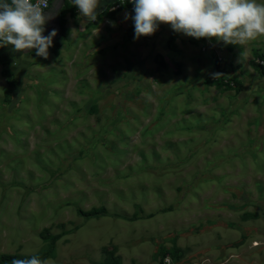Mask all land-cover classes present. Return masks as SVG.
Segmentation results:
<instances>
[{
    "label": "rangeland",
    "instance_id": "374dc122",
    "mask_svg": "<svg viewBox=\"0 0 264 264\" xmlns=\"http://www.w3.org/2000/svg\"><path fill=\"white\" fill-rule=\"evenodd\" d=\"M78 18L0 47V264H264V37Z\"/></svg>",
    "mask_w": 264,
    "mask_h": 264
},
{
    "label": "clouds",
    "instance_id": "9594fccd",
    "mask_svg": "<svg viewBox=\"0 0 264 264\" xmlns=\"http://www.w3.org/2000/svg\"><path fill=\"white\" fill-rule=\"evenodd\" d=\"M85 22H95L100 0H72ZM134 39L154 35L160 24L170 25L176 33L196 39L207 38L225 45L251 43L264 37V3L257 0H131ZM48 0H0V47L11 46L16 52L36 50L47 59L57 30L47 36L46 23L53 17L45 13ZM115 26L114 22H111ZM247 58L244 51L241 60ZM11 264H46L37 256L15 259ZM170 264V257H165Z\"/></svg>",
    "mask_w": 264,
    "mask_h": 264
},
{
    "label": "crops",
    "instance_id": "0c3cea01",
    "mask_svg": "<svg viewBox=\"0 0 264 264\" xmlns=\"http://www.w3.org/2000/svg\"><path fill=\"white\" fill-rule=\"evenodd\" d=\"M117 2L118 0H100V7L97 9L96 21L102 16L107 18H121L125 17L126 13L135 15L133 10L127 8L110 13L109 9ZM45 13L50 14L53 18L46 23L43 35L47 36L53 29L57 30V35L53 38V43H57L60 38L67 36L68 33L71 32V29H73V27L70 26V23L79 19L78 9L72 3V0H51L50 8ZM170 28V25L160 24L159 30L160 32H164L165 29L168 30ZM70 34H73V32Z\"/></svg>",
    "mask_w": 264,
    "mask_h": 264
},
{
    "label": "bare ground",
    "instance_id": "6f19581e",
    "mask_svg": "<svg viewBox=\"0 0 264 264\" xmlns=\"http://www.w3.org/2000/svg\"><path fill=\"white\" fill-rule=\"evenodd\" d=\"M258 183H260V184H258V185H262V183L261 182H258ZM226 200H228V199H226ZM226 205L225 206V209H226V211H229L230 212V210H233V209H235L236 207H237V204H231V203H226V202H224V200H222V202H218V203H216L215 205H213L214 207L216 206V207H223L224 205ZM206 207V206H205ZM205 207L203 208V209H205ZM193 209V208H192ZM201 212V211H200ZM232 213V212H231ZM222 214V213H221ZM226 214V213H225ZM229 214V213H228ZM203 215V214H202ZM223 215V214H222ZM220 217H218V215L216 216V214H209V216L208 217H205V218H203V220H202V218L200 217V219H199V221H204V222H207V224L208 225H219V226H221L223 229H227V228H230V227H232L234 224L231 222L232 221V218H230V220H229V218H225V217H221V215H219ZM228 216H231V214L230 215H228ZM227 217V216H226ZM235 220V219H234ZM233 220V221H234ZM201 231V230H200ZM206 231V230H205ZM198 233V232H197Z\"/></svg>",
    "mask_w": 264,
    "mask_h": 264
},
{
    "label": "built area",
    "instance_id": "2783aa9c",
    "mask_svg": "<svg viewBox=\"0 0 264 264\" xmlns=\"http://www.w3.org/2000/svg\"><path fill=\"white\" fill-rule=\"evenodd\" d=\"M50 4H51V0H48V6H49V8H50ZM49 8L45 9V12H46ZM123 8H127V9H129V10H133L134 5L131 3V0H118V2H117L115 5H113V6L109 9V12H110V13L117 12V11L123 9ZM159 28H160V26H159ZM159 28L157 29V31L155 32L154 35L147 36L146 38H147L148 40H153V39H154V36H155V35L157 34V32L159 31Z\"/></svg>",
    "mask_w": 264,
    "mask_h": 264
},
{
    "label": "trees",
    "instance_id": "16d2710c",
    "mask_svg": "<svg viewBox=\"0 0 264 264\" xmlns=\"http://www.w3.org/2000/svg\"><path fill=\"white\" fill-rule=\"evenodd\" d=\"M13 260H14V258H12V257L3 256L1 264H8V263L12 262Z\"/></svg>",
    "mask_w": 264,
    "mask_h": 264
}]
</instances>
